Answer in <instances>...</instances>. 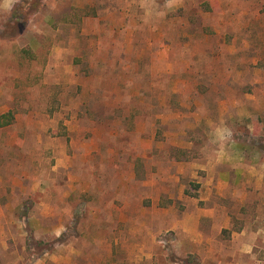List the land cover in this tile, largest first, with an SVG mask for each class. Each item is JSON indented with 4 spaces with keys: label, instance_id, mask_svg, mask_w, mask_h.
Masks as SVG:
<instances>
[{
    "label": "rangeland",
    "instance_id": "1",
    "mask_svg": "<svg viewBox=\"0 0 264 264\" xmlns=\"http://www.w3.org/2000/svg\"><path fill=\"white\" fill-rule=\"evenodd\" d=\"M8 111L0 264H264V0H0Z\"/></svg>",
    "mask_w": 264,
    "mask_h": 264
},
{
    "label": "crops",
    "instance_id": "2",
    "mask_svg": "<svg viewBox=\"0 0 264 264\" xmlns=\"http://www.w3.org/2000/svg\"><path fill=\"white\" fill-rule=\"evenodd\" d=\"M204 200H208V197ZM202 217L209 220V222H211V225L213 227H216L214 225H217L216 224L217 220H219V217H220L223 220V224H222L221 228H224L227 230H230V228H231L230 218L228 216V213H227L225 207L220 206L218 204H213L212 206H210L206 209L199 210L197 220L199 218H202ZM242 234H243V231H242ZM11 258L13 260H16V259H20L22 257L13 256Z\"/></svg>",
    "mask_w": 264,
    "mask_h": 264
},
{
    "label": "trees",
    "instance_id": "3",
    "mask_svg": "<svg viewBox=\"0 0 264 264\" xmlns=\"http://www.w3.org/2000/svg\"><path fill=\"white\" fill-rule=\"evenodd\" d=\"M13 120H14V116L12 112L8 111L4 114H1L0 115V128L10 125Z\"/></svg>",
    "mask_w": 264,
    "mask_h": 264
}]
</instances>
